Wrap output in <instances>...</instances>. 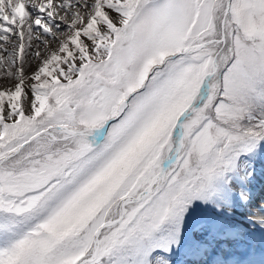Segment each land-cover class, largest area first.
Instances as JSON below:
<instances>
[{"label": "snow or ice", "instance_id": "snow-or-ice-1", "mask_svg": "<svg viewBox=\"0 0 264 264\" xmlns=\"http://www.w3.org/2000/svg\"><path fill=\"white\" fill-rule=\"evenodd\" d=\"M258 161L264 0H0V264H264Z\"/></svg>", "mask_w": 264, "mask_h": 264}, {"label": "bare ground", "instance_id": "bare-ground-1", "mask_svg": "<svg viewBox=\"0 0 264 264\" xmlns=\"http://www.w3.org/2000/svg\"><path fill=\"white\" fill-rule=\"evenodd\" d=\"M257 168H261V166L259 164H257ZM260 187H261V181H257V185H256V193L259 195L260 194Z\"/></svg>", "mask_w": 264, "mask_h": 264}, {"label": "rangeland", "instance_id": "rangeland-1", "mask_svg": "<svg viewBox=\"0 0 264 264\" xmlns=\"http://www.w3.org/2000/svg\"><path fill=\"white\" fill-rule=\"evenodd\" d=\"M257 164H259L261 167H264V162H257Z\"/></svg>", "mask_w": 264, "mask_h": 264}]
</instances>
